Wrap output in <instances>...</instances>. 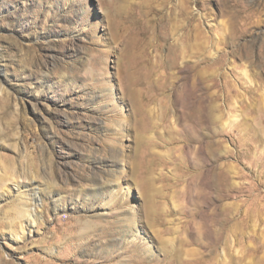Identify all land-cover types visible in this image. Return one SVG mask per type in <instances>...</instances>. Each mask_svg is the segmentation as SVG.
I'll return each instance as SVG.
<instances>
[{"label": "rangeland", "instance_id": "374dc122", "mask_svg": "<svg viewBox=\"0 0 264 264\" xmlns=\"http://www.w3.org/2000/svg\"><path fill=\"white\" fill-rule=\"evenodd\" d=\"M0 264H264V0H0Z\"/></svg>", "mask_w": 264, "mask_h": 264}, {"label": "bare ground", "instance_id": "6f19581e", "mask_svg": "<svg viewBox=\"0 0 264 264\" xmlns=\"http://www.w3.org/2000/svg\"><path fill=\"white\" fill-rule=\"evenodd\" d=\"M131 209H132V208H131ZM135 243H136V242H135ZM135 243H134V244H135ZM134 248H136V247H134Z\"/></svg>", "mask_w": 264, "mask_h": 264}]
</instances>
